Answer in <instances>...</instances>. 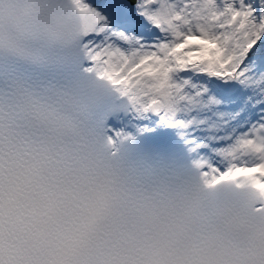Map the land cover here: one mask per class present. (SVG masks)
<instances>
[{"label": "clouds", "instance_id": "obj_1", "mask_svg": "<svg viewBox=\"0 0 264 264\" xmlns=\"http://www.w3.org/2000/svg\"><path fill=\"white\" fill-rule=\"evenodd\" d=\"M74 32L60 0H0V55ZM0 93V264H264V190L111 155L60 95L29 98L8 77Z\"/></svg>", "mask_w": 264, "mask_h": 264}, {"label": "snow or ice", "instance_id": "obj_2", "mask_svg": "<svg viewBox=\"0 0 264 264\" xmlns=\"http://www.w3.org/2000/svg\"><path fill=\"white\" fill-rule=\"evenodd\" d=\"M60 12L71 44L0 55V78L73 104L111 155L194 171L210 190H264V0H60Z\"/></svg>", "mask_w": 264, "mask_h": 264}]
</instances>
